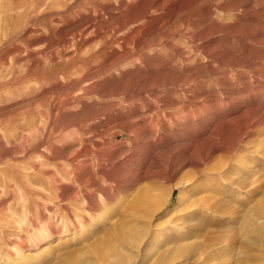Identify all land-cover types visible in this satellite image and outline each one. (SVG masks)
Masks as SVG:
<instances>
[{"label": "rangeland", "instance_id": "rangeland-1", "mask_svg": "<svg viewBox=\"0 0 264 264\" xmlns=\"http://www.w3.org/2000/svg\"><path fill=\"white\" fill-rule=\"evenodd\" d=\"M150 1L0 0V264H264V125L227 146L264 115V0H199L147 36L167 7L192 1L170 0L123 26ZM201 138L228 172L175 187L188 168L166 176L200 158ZM79 159L103 189L84 186L89 213L70 172ZM151 212L161 230L134 262L121 237ZM207 237L216 258L198 253ZM189 245L193 258L173 259Z\"/></svg>", "mask_w": 264, "mask_h": 264}, {"label": "bare ground", "instance_id": "bare-ground-1", "mask_svg": "<svg viewBox=\"0 0 264 264\" xmlns=\"http://www.w3.org/2000/svg\"><path fill=\"white\" fill-rule=\"evenodd\" d=\"M107 1V0H106ZM133 1V0H132ZM136 1V0H135ZM169 1L170 0H153V1H150V2H148V4L146 5V3H145V5L146 6H144V8H142L139 12H137V13H135L133 16H131L130 18H128L124 23H123V26L125 27V25L126 24H129V27H130V23H134V22H136V21H140V20H150L152 17L150 16V14H149V11L150 10H157V11H159V10H163V9H165V7L167 6V4H169ZM198 1L199 0H192V1H190L188 4H186V5H176L177 7H173V6H170V7H167L166 9H168V11H169V15L167 14H165L166 15V18H164V20H162L161 21V24H160V26H158V27H155V28H153V29H151V31H149V33H148V35L147 36H149V35H152V34H154V33H161L162 31H163V27L167 24V23H169L170 21H172V19L173 18H175L177 15H179L181 12H185V11H188L189 9H191L196 3H198ZM91 2V1H90ZM171 3V2H170ZM175 3V2H174ZM82 6V5H81ZM220 6H221V4H220ZM76 7V6H75ZM104 7V6H103ZM224 7V6H223ZM222 7V8H223ZM86 9H90V8H86ZM104 9V8H103ZM227 9V8H226ZM225 9V10H226ZM100 10V9H99ZM98 10V11H99ZM192 10V9H191ZM224 10V11H225ZM231 10V9H230ZM90 11V10H89ZM88 11V12H89ZM82 12H84V11H82ZM69 13V12H68ZM80 12H78V14H79ZM160 13V12H159ZM165 13V11L163 12V14ZM189 14V13H188ZM155 16H157V15H155ZM186 17V16H185ZM75 18V17H74ZM154 18V17H153ZM158 18V17H157ZM197 18V17H196ZM155 19V18H154ZM184 19V18H183ZM153 20V19H152ZM156 20V19H155ZM160 20V19H159ZM122 22V21H121ZM144 22V21H143ZM143 22L141 23V24H143ZM152 22V21H151ZM140 24V25H141ZM152 24V23H151ZM147 26V25H146ZM142 27V26H141ZM150 27H152V26H150ZM134 28H137V27H134ZM147 28V27H146ZM145 28V29H146ZM163 28V29H162ZM117 29V28H116ZM143 29H144V27H143ZM120 30H122V29H120ZM119 30V31H120ZM133 30V29H132ZM136 30H138V29H136ZM118 31V32H119ZM127 31H129V28H128V30ZM139 31V30H138ZM140 32H141V29H140ZM140 32H138V33H140ZM124 33H125V31H124ZM127 33V32H126ZM129 33V32H128ZM115 34H117V33H115ZM121 34V33H120ZM131 34V33H130ZM108 35H109V33H108ZM121 35H123V34H121ZM120 35V36H121ZM132 35V34H131ZM145 35V34H144ZM104 36V35H103ZM102 36V37H103ZM115 36V35H114ZM146 36V37H147ZM101 37V36H100ZM101 37V38H102ZM119 37V36H118ZM90 39V38H89ZM125 39V38H124ZM127 39H128V37H127ZM117 40H118V38H117ZM120 40H121V38H120ZM89 41V40H88ZM87 41V42H88ZM91 41V40H90ZM101 41V40H100ZM99 41V42H100ZM139 42V41H138ZM140 42H142V41H140ZM144 43H146V42H144ZM85 44H86V42H85ZM141 44H143V43H141ZM148 45V44H147ZM86 46V45H85ZM133 46V45H132ZM138 46V45H137ZM150 46V45H149ZM140 47V46H139ZM143 47V46H142ZM88 48V47H87ZM96 48V47H95ZM82 49V48H81ZM80 49V50H81ZM131 49H132V47H131ZM141 48H139V50H140ZM78 51V50H77ZM76 51V52H77ZM133 51H135V49L133 50ZM132 52V51H131ZM136 52H137V50H136ZM82 53H84V51L82 52ZM81 53V54H82ZM127 53V52H126ZM131 54V53H130ZM126 55V54H125ZM131 56V55H130ZM125 57H127V56H125ZM122 59V58H121ZM70 69V68H69ZM90 69V68H89ZM95 69V68H94ZM104 69V68H103ZM71 70H72V68H71ZM92 70V69H91ZM260 70H262V69H260ZM84 71V70H83ZM93 71V70H92ZM103 72V71H102ZM101 72V73H102ZM94 73H95V71H94ZM261 73V72H260ZM259 74V73H258ZM65 76H66V74H64ZM86 75H87V73H86ZM96 75V74H95ZM61 76V75H60ZM68 76V75H67ZM261 76V75H260ZM49 77V76H48ZM264 77V76H263ZM64 79V78H63ZM262 80V79H261ZM257 82V81H256ZM260 86V85H259ZM223 89V88H222ZM114 104V103H113ZM110 105H111V103H110ZM184 105V104H183ZM105 106V105H104ZM116 106V105H115ZM184 107H186V106H184ZM187 107H189V106H187ZM205 107V106H204ZM104 108V107H103ZM180 108V107H179ZM182 108V107H181ZM190 108V107H189ZM176 109H177V107H176ZM196 109V108H195ZM194 109V110H195ZM198 109V108H197ZM262 109H264V108H262ZM181 110V109H180ZM185 110V109H184ZM193 110V109H192ZM193 110V111H194ZM254 110H256V109H254ZM258 111H259V109H257ZM261 110V109H260ZM189 111V110H188ZM200 111V110H199ZM257 111V112H258ZM176 112V111H175ZM196 112V111H195ZM195 112H193V113H195ZM255 112V111H254ZM178 113V112H177ZM260 113V112H259ZM172 114V113H171ZM174 114V113H173ZM179 114V113H178ZM177 114V115H178ZM189 114V113H188ZM257 114V113H256ZM169 115V114H168ZM260 116V115H259ZM252 119V118H251ZM250 119V120H251ZM256 119V118H255ZM123 123V122H122ZM152 124V123H151ZM254 125H259V127H260V125H264V115L263 116H261V117H259V119H257V120H255V122L254 123H251V121H248V122H245L244 123V125H243V127H242V129L237 133V132H234L233 134H231V136L229 135V138H230V144L229 145H227L228 146V148H230V147H233L238 141H240L243 137H245V134H246V131L251 127V126H254ZM123 126V125H122ZM144 126V125H143ZM146 126V125H145ZM196 126V125H195ZM252 128V127H251ZM142 129V128H141ZM133 130V129H132ZM186 130H188V129H186ZM254 130V129H253ZM260 130V129H259ZM258 131V130H257ZM261 131V130H260ZM94 132V131H93ZM126 133V131H123L122 133ZM255 132V131H254ZM96 133V132H95ZM100 133V132H99ZM253 133V132H252ZM115 134V133H114ZM250 134V133H249ZM260 134V133H259ZM250 135H253V134H250ZM116 136V135H115ZM110 137V136H109ZM226 137V136H225ZM254 137V136H253ZM95 138V137H94ZM247 138H248V136H247ZM259 138V137H258ZM161 140V139H160ZM95 141V140H94ZM194 141H196V140H194ZM92 142H93V140H92ZM98 142H100V141H98ZM110 142V141H109ZM96 143V142H95ZM195 143V142H194ZM192 144V142H191V144H192V151L194 152V151H200L199 152V155H200V158L199 159H197L196 161H188L187 163H181L180 164V167H179V169H175V170H173L170 174H168L167 176H166V178L167 177H171L172 179H174L175 177H178L177 176V174L179 173V172H181L182 171V169H184V168H188V171H187V174H189V177H186L185 178V176L183 175V176H181V177H179V179L177 180V182H175V187H177V186H179V185H184V182H187L190 178H192V177H198V176H201V174H204V173H210V172H212V173H214V175H215V173L216 172H218V173H216V175H218L219 173H221L222 171H225L224 170V167H226V165H227V163H228V161H227V157H226V160L225 161H222L221 159H223V158H219V159H217L216 160V158H215V160L213 159V154H215L214 152H216L217 153V151H215L217 148H215V145H213L212 143H211V141L209 140H207V139H204V138H201L199 141H198V143L196 144ZM225 143V142H224ZM227 143H229V142H227ZM111 144V143H110ZM176 144V143H175ZM95 145H97V144H95ZM98 145H100V144H98ZM106 145V144H105ZM217 145V144H216ZM221 145V144H220ZM191 146V145H190ZM221 146H223V145H221ZM88 147V146H87ZM95 147H97V146H95ZM106 147V146H105ZM107 147H108V145H107ZM168 147V146H167ZM187 147V146H186ZM225 147V146H224ZM88 148H91V146L90 147H88ZM219 148V147H218ZM221 148V147H220ZM227 148V147H226ZM87 149V148H86ZM85 149V150H86ZM104 149V148H103ZM232 149V148H231ZM231 149H229V150H231ZM84 150V149H83ZM89 150V149H88ZM95 150V149H94ZM100 150V149H99ZM105 150V149H104ZM104 150H100V151H104ZM181 151H182V149H181ZM84 152V151H83ZM97 153H98V151H96ZM101 152V153H102ZM223 152V151H222ZM97 153H96V155H97ZM226 153V152H225ZM74 154V153H73ZM183 154V153H182ZM181 154V155H182ZM218 154V153H217ZM226 154H228V153H226ZM225 154V155H226ZM101 155V154H100ZM133 155V154H132ZM180 155V154H179ZM185 155V154H184ZM69 156H71V153H68V157ZM79 156V155H78ZM98 156V155H97ZM131 156V155H130ZM129 156V157H130ZM134 156V155H133ZM218 156V155H217ZM73 157V156H72ZM71 157V158H72ZM88 158H90V156H87ZM87 157L86 158H83L84 159V161H85V159H87ZM123 157V156H122ZM137 157V156H136ZM124 158V157H123ZM127 158V157H126ZM132 159V158H131ZM212 159L214 160V162L212 163ZM76 160V159H75ZM89 160V159H88ZM91 160V159H90ZM120 160V159H119ZM129 160V159H128ZM74 161V160H73ZM79 161L81 162L82 161V159L80 160L79 159ZM83 161V162H84ZM87 161V160H86ZM183 161V160H182ZM75 162V161H74ZM83 162H81V164H79V163H74V166H73V168L71 169V174H73V180L74 181H76L77 183H78V185L80 186V191H83L84 190V193L82 192V195H83V198H84V207L86 208V210H87V212L89 213V212H91L94 208H95V205H96V202H95V199L93 200V198H92V194L91 193H89V192H86L85 191V187H87L88 185H92L93 183H92V177H93V179H95L96 181V183L94 182V185H95V192L98 190H101V188H99L100 186L97 184V181H100L99 179H100V176L97 174V172L96 173H92V175H91V173H90V175L91 176H89V177H85L84 175H85V173L83 174L82 172H81V170L83 169L82 168V163ZM102 162V161H101ZM124 162V161H123ZM85 163V162H84ZM89 163H91V162H89ZM112 163V162H111ZM114 163H116V162H114ZM212 163V164H211ZM106 164V163H105ZM170 164V163H169ZM175 164H178V163H175ZM84 165H86V164H84ZM89 165V164H88ZM102 166H103V164H102ZM172 166V165H171ZM70 167V166H69ZM68 167V168H69ZM103 167H105V166H103ZM96 168H97V170L99 169V171H103V169L101 170V168H100V164H99V161L97 162V166H96ZM107 168V167H106ZM110 168V167H109ZM86 169V168H85ZM105 169V168H104ZM173 169V168H172ZM229 169V168H228ZM92 170V169H91ZM105 171V170H104ZM146 172V171H145ZM226 172H228L227 170H226ZM230 172V171H229ZM147 173V172H146ZM157 174V173H156ZM159 174V173H158ZM227 174V173H226ZM87 175V174H86ZM220 176H223L222 174H219ZM105 176V175H104ZM144 176H146V175H144ZM165 176V175H164ZM188 176V175H187ZM204 176V175H203ZM70 177H72V176H70ZM107 177V176H106ZM138 177H139V175H138ZM147 177V176H146ZM145 177V178H146ZM156 177V176H155ZM58 178V177H57ZM113 179H116V178H114V177H112ZM159 178H161V176H159V177H156V179L158 180ZM139 179V178H138ZM137 179V180H138ZM228 179V178H227ZM58 179H56L55 178V176L53 175L52 177H51V184L53 185V183L54 182H56ZM110 180V179H109ZM149 180V179H148ZM231 179H229V180H227V181H230ZM194 181V180H193ZM192 181V182H193ZM91 182V183H90ZM113 182V181H112ZM114 182H116L115 180H114ZM128 182H130V181H128ZM190 182V181H189ZM232 183H231V185L233 184V181H231ZM239 182V181H238ZM99 183V182H98ZM208 183V182H207ZM206 183V184H207ZM235 183V182H234ZM57 184V183H56ZM120 184V183H119ZM119 184H117V185H119ZM194 184H195V182H194ZM235 184H241L240 182L239 183H235ZM58 185V184H57ZM127 185V184H126ZM85 186V187H84ZM102 186V185H101ZM237 186V185H236ZM243 186V185H242ZM58 187V186H57ZM74 187V186H73ZM180 187V186H179ZM241 187V186H240ZM63 188V187H62ZM202 188V187H201ZM55 189V188H54ZM105 189V188H104ZM237 189H238V187H237ZM73 190V189H72ZM103 190V189H102ZM101 190V191H102ZM201 190V189H200ZM239 190V189H238ZM100 191V192H101ZM117 191V187L114 189V193ZM173 191V189H171V191H170V193ZM95 192H93V193H95ZM200 192H202V190L200 191ZM75 194L77 193V191L76 192H74ZM156 193V192H155ZM158 193V192H157ZM78 194V193H77ZM198 194V193H197ZM58 195V194H57ZM60 195H61V193H60ZM59 195V196H60ZM62 195H64V193L62 194ZM102 195V194H101ZM156 195V194H155ZM180 195V194H179ZM170 196L171 195H168L167 196V198H166V201L168 200V199H170ZM61 197V196H60ZM181 197H182V195L180 196V199L179 200H181ZM149 198V197H148ZM158 198V197H157ZM160 198V197H159ZM159 198L158 199H155V208H150V209H152L151 211H153V212H155L158 208L160 209V206L158 207V204H159V202H156V201H158L159 200ZM179 198V197H178ZM209 199V197L208 198H206V200H208ZM147 201V200H146ZM168 202V201H167ZM179 202V201H178ZM153 203V204H154ZM156 206L158 207V208H156ZM205 209H204V208ZM203 207H202V209H204V210H201L203 213H205V214H207V215H210V216H212V217H214V216H216V215H219V213H218V210L214 207V205H210V204H207L206 202H204L203 203ZM66 208H67V206H66ZM153 212H151V213H153ZM87 213V214H88ZM154 217V213L153 214H151L150 215V217L148 218L149 220H148V222L145 224L146 226H145V228H143V230H135L134 232H132L131 234H128V233H130V232H127V234L129 235H123V237H121L122 238V241H121V243L122 244H124V243H127V242H129V244L130 243H132V246H134L135 248H136V252H135V254L134 255H132L133 257L132 258H134V262H135V260L136 259H141L142 257H143V255H144V253H142V251L140 250V244L142 243V241L144 240V239H154L155 237H156V234H153V233H150L151 231H154V232H158L159 230H161L159 227L157 228L156 226L158 225V223H153V221H152V218ZM82 218H83V216H82ZM36 219V218H35ZM33 221V220H32ZM35 221V220H34ZM147 221V220H146ZM174 221L172 220L171 222L169 221V223L171 224V226L169 227V228H171V227H174V226H176L175 224H176V222H174ZM159 226V225H158ZM172 229V228H171ZM124 234V233H123ZM264 236V235H263ZM215 239V238H214ZM263 241V240H262ZM136 242V243H135ZM218 242V241H217ZM135 243V244H134ZM215 244H217L215 241H213V239H212V237L211 238H209V237H207V239L202 243V246H201V248H202V250L201 251H199L198 253H204L205 255H207V256H211V257H213V258H216L217 257V252L216 251H214V247L213 246H215ZM124 246H125V244H124ZM121 247H122V245H121ZM186 248H188V251L189 252H185V253H182V252H178L177 253V255H173V259L176 257V258H180L179 260V262H184V261H187L188 259H190V258H193V256H194V254H196L197 253V251H194V252H191V250H196L198 247H194V246H191L190 247V245L189 246H186L185 248L184 247H182V248H180L179 250H187ZM210 248H212V249H210ZM210 249V250H209ZM264 249V248H263ZM213 250V251H212ZM117 255V250H115L114 249V252H113V255ZM124 256V255H123ZM129 256L131 257V255L129 254ZM175 256V257H174ZM251 256V255H250ZM127 257V256H126ZM248 257V256H247ZM242 258L241 260H240V262L241 263H245V260H247L248 258ZM119 258H122L123 259V257H119ZM107 259V258H106ZM133 261V260H132ZM253 261V260H252ZM251 261V262H252ZM181 264H184V263H181Z\"/></svg>", "mask_w": 264, "mask_h": 264}]
</instances>
